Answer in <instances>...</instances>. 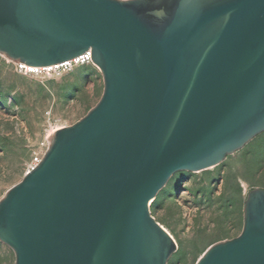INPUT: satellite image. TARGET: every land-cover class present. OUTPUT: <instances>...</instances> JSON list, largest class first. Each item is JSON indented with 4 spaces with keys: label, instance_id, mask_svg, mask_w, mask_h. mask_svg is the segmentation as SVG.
<instances>
[{
    "label": "water",
    "instance_id": "obj_1",
    "mask_svg": "<svg viewBox=\"0 0 264 264\" xmlns=\"http://www.w3.org/2000/svg\"><path fill=\"white\" fill-rule=\"evenodd\" d=\"M90 52L103 94L54 130L0 200L15 264H168L151 205L264 133V0H0V55L46 68ZM196 264H264V189Z\"/></svg>",
    "mask_w": 264,
    "mask_h": 264
},
{
    "label": "rangeland",
    "instance_id": "obj_2",
    "mask_svg": "<svg viewBox=\"0 0 264 264\" xmlns=\"http://www.w3.org/2000/svg\"><path fill=\"white\" fill-rule=\"evenodd\" d=\"M102 94L92 63L30 73L0 55V200L46 152L49 134L85 117ZM254 188L264 189V133L217 167L176 173L151 205L178 247L168 264H196L210 246L237 237ZM0 264H15L1 241Z\"/></svg>",
    "mask_w": 264,
    "mask_h": 264
},
{
    "label": "built area",
    "instance_id": "obj_3",
    "mask_svg": "<svg viewBox=\"0 0 264 264\" xmlns=\"http://www.w3.org/2000/svg\"><path fill=\"white\" fill-rule=\"evenodd\" d=\"M75 62H76V63H79V64L91 63V59H90V55H89V53H87V54H85V55L79 57ZM71 63H72V62H70V63H69V62H66V63H64V64H61V66L55 67V69L67 68V67L71 66ZM18 66H19L22 70H25V72L33 73V72H31V71H28V69H27L25 66H23L22 64H19ZM43 156H44V154L41 155V156H36V157H34V159H33L32 163H31V165H33V166L38 165V164L42 161Z\"/></svg>",
    "mask_w": 264,
    "mask_h": 264
},
{
    "label": "bare ground",
    "instance_id": "obj_4",
    "mask_svg": "<svg viewBox=\"0 0 264 264\" xmlns=\"http://www.w3.org/2000/svg\"><path fill=\"white\" fill-rule=\"evenodd\" d=\"M89 53V55H90V59H91V54H90V52H88ZM87 54V53H86ZM85 55V54H84ZM78 59V58H77ZM77 59H75V60H73V61H71L72 63L71 64H73V63H76L75 61L77 60ZM70 63V62H69ZM23 65V64H22ZM23 66H25L27 69H28V71H35V70H46V71H48V70H54L55 69V67H58V66H61V65H57V66H52V67H46V68H36V67H29V66H26V65H23ZM63 128V127H62ZM58 129V128H57ZM54 130H56V129H54ZM53 130V131H54ZM52 131V132H53ZM51 132V133H52ZM51 133L49 134V137H50V135H51ZM45 154V153H44ZM39 165V164H38ZM37 166V165H36ZM36 166H33V165H31V167H30V170L29 171H31L33 168H35ZM28 171V172H29ZM163 227V226H162ZM168 231V230H167ZM173 237V236H172Z\"/></svg>",
    "mask_w": 264,
    "mask_h": 264
}]
</instances>
